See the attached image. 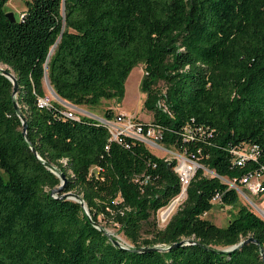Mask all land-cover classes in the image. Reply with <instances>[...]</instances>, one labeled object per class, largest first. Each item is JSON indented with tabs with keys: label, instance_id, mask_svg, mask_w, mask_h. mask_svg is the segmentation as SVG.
Segmentation results:
<instances>
[{
	"label": "trees",
	"instance_id": "trees-1",
	"mask_svg": "<svg viewBox=\"0 0 264 264\" xmlns=\"http://www.w3.org/2000/svg\"><path fill=\"white\" fill-rule=\"evenodd\" d=\"M8 1L0 0V64L18 90L0 70V264H264V219L222 180L264 177V0H26L18 20L6 15ZM141 62L153 119L138 121L198 164L164 227L156 214L182 189L176 159L135 137L114 140L105 124L68 116L56 101L39 103L45 73L72 105L121 101ZM245 143L260 153L237 164L232 150ZM59 173L60 194H79L88 214L51 193ZM215 196L238 206L226 226L204 217ZM155 246L162 250H139Z\"/></svg>",
	"mask_w": 264,
	"mask_h": 264
},
{
	"label": "rangeland",
	"instance_id": "rangeland-1",
	"mask_svg": "<svg viewBox=\"0 0 264 264\" xmlns=\"http://www.w3.org/2000/svg\"><path fill=\"white\" fill-rule=\"evenodd\" d=\"M6 13L12 12L15 16V19H19L20 13L22 10L26 9V0H9L4 7ZM0 67L6 68V66L0 64ZM132 72V74H131ZM129 76L125 81V95L121 101H117L115 99H101L100 102L96 105H82V106H73L68 102H62L60 99L56 98L50 88L47 86L45 82V92L46 96L51 101H56L60 103L64 108L72 110L75 114L84 115L91 117L95 120L98 118H106L105 112L106 110H112L113 114L115 113H123L125 115H129L131 117L136 118L137 120H141L142 122L150 123L153 119V114L149 110H147L143 103L146 97V94L143 93L140 89V84L142 78L144 76V64L138 63L132 70ZM127 82V83H126ZM158 89L164 90L165 86L164 83L159 81L156 85ZM101 120V119H100ZM147 147L156 155L160 157H164L167 159H176L177 161L182 160L183 156L178 153L176 149H168L160 144H147ZM93 171H96L93 168ZM205 175L213 176L215 175L214 171L204 168ZM223 181L228 182L230 185L236 187L239 195V204L247 206L249 209L254 211L259 217L264 219V192L258 191L254 192L250 188L251 185H234L231 180L226 178H222ZM259 180V179H258ZM257 179H253L252 182H256ZM185 198V194H179L176 198H174L171 202L178 199L176 202L175 210L169 214L167 219L162 222L161 220V213L163 211L162 208L160 209L157 214L156 218L158 220V225L160 227H164L170 216L178 209L180 204L183 202ZM169 204L168 206H171ZM215 206L209 212L204 214V217L209 219L210 221L214 222L218 226H226L228 221L234 217L237 213L238 206H220L218 202L214 203ZM167 206V207H168ZM102 224H106V231L110 232L116 239H118L122 245L126 247H130L132 244L125 238V236L117 232V227L112 224H107L106 222L102 221Z\"/></svg>",
	"mask_w": 264,
	"mask_h": 264
},
{
	"label": "built area",
	"instance_id": "built-area-1",
	"mask_svg": "<svg viewBox=\"0 0 264 264\" xmlns=\"http://www.w3.org/2000/svg\"><path fill=\"white\" fill-rule=\"evenodd\" d=\"M49 101L50 99L47 96L39 98V103L41 105H47ZM65 113L68 116H73L75 114L70 109H67ZM99 122L107 126L108 130L111 133L112 139L114 140H119L120 136L122 135H128L140 139L147 144H157V140L160 137V131L154 125L151 124L145 128L142 125V123L138 121L136 118L131 117L129 115H125L123 113H115L111 118H107V117L101 118ZM232 152L235 157L234 161L237 164H243L246 160L250 158L256 159L258 154L260 153L259 147L257 145L248 144V143L242 144L234 148ZM197 165L198 164L194 160H191L185 156H183L180 163L178 161L175 171L177 172L180 181L182 183V189L180 195L185 194L186 186L189 183V180L192 177ZM253 179H257V181L252 182ZM263 179H264L263 175L259 171H255L254 173H249L244 175L241 178V182L243 185H251L252 187L250 189L254 192H258V191L263 192L264 189L262 186ZM218 200L219 197L215 196L213 202H218ZM166 219L167 217H164L163 214L161 213L160 221L164 222Z\"/></svg>",
	"mask_w": 264,
	"mask_h": 264
},
{
	"label": "water",
	"instance_id": "water-1",
	"mask_svg": "<svg viewBox=\"0 0 264 264\" xmlns=\"http://www.w3.org/2000/svg\"><path fill=\"white\" fill-rule=\"evenodd\" d=\"M6 15L10 18H14V14L12 12H8L6 13ZM54 48V47H53ZM53 48L51 49V52L53 50ZM50 52V53H51ZM0 70L2 71L3 74H5L14 84V88H13V94L15 95L17 93V82H16V78H15V75L13 72L9 71V70H6V68H2L0 67ZM45 82L47 84V86L50 88V90L52 91V93L54 94V96L58 99H60V101L62 102H65L67 103L66 101L62 100L57 94L56 92L54 91V89L52 88L51 84H50V81H49V78L47 76V73H45ZM70 104V103H69ZM72 105V104H71ZM74 106V105H73ZM15 108L17 111H19V107H18V104L15 102ZM19 117L21 118L22 120V133L24 135H26V132H27V122H26V119L25 117L22 115V114H19ZM99 120L101 118H98ZM35 153V149L33 148L32 149ZM37 154V153H36ZM39 157V155H38ZM49 167H51L52 169H54L55 167H53L52 165H49ZM59 177H60V184L58 187L52 189L51 193L54 195V196H57L58 194H60L64 189H65V186L67 184V177L65 176L64 173H59ZM226 183V182H225ZM233 187V186H232ZM235 188V187H234ZM60 197H68V198H71L73 200H76V201H80L86 211V213L88 214V209H87V206L85 204V202L82 200L81 196L77 193H74V192H64L62 194H60ZM102 228V227H101ZM102 230L109 236V238L112 240L113 244L115 245H118L124 249H129V247H126L124 245H122V243L116 239L110 232L106 231L105 228H102ZM250 240H253L252 238ZM239 245V244H238ZM238 245H234V246H231L229 248V251L231 250H234L235 248H237ZM139 250L145 252V251H151V250H162V248L158 247V246H155V247H151V248H148V247H144V248H139Z\"/></svg>",
	"mask_w": 264,
	"mask_h": 264
},
{
	"label": "bare ground",
	"instance_id": "bare-ground-1",
	"mask_svg": "<svg viewBox=\"0 0 264 264\" xmlns=\"http://www.w3.org/2000/svg\"><path fill=\"white\" fill-rule=\"evenodd\" d=\"M131 74H132V72H131ZM177 200L178 199H176L175 201H177ZM175 201H173V203L171 204V206H168L165 209H163L162 214H163L164 217H168L169 214L172 213L173 210H175V207H176V202Z\"/></svg>",
	"mask_w": 264,
	"mask_h": 264
}]
</instances>
